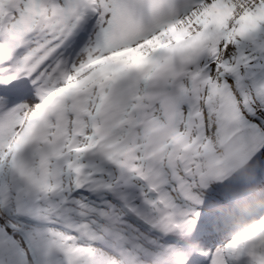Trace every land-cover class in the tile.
Listing matches in <instances>:
<instances>
[{"label": "snow or ice", "instance_id": "6c2138e0", "mask_svg": "<svg viewBox=\"0 0 264 264\" xmlns=\"http://www.w3.org/2000/svg\"><path fill=\"white\" fill-rule=\"evenodd\" d=\"M0 264H264V0H0Z\"/></svg>", "mask_w": 264, "mask_h": 264}]
</instances>
